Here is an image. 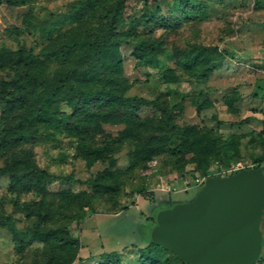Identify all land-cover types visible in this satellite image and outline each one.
<instances>
[{"label":"rangeland","instance_id":"rangeland-1","mask_svg":"<svg viewBox=\"0 0 264 264\" xmlns=\"http://www.w3.org/2000/svg\"><path fill=\"white\" fill-rule=\"evenodd\" d=\"M76 1L0 0V55L19 49L39 59L37 85L23 75L22 87H7L21 99L0 102V264H186L163 248L142 247L163 206L189 200L207 177L264 165V4L127 0L112 20L119 0L72 11ZM159 12L177 21L150 24ZM108 22L120 40L118 69L106 66L86 87L148 102H94L89 111L67 102L53 111L47 102L44 118L31 120L28 107H39L46 85L77 68L76 55L61 61L44 52L75 33L92 37ZM143 37L161 39L156 62L135 57L132 43ZM191 42L215 46L219 65L201 74L204 64H180L178 52ZM14 76L0 66V79ZM38 169L48 176L37 177ZM39 226L61 229L64 240L30 238ZM109 252L115 262L106 260ZM254 264H264V243Z\"/></svg>","mask_w":264,"mask_h":264},{"label":"trees","instance_id":"trees-1","mask_svg":"<svg viewBox=\"0 0 264 264\" xmlns=\"http://www.w3.org/2000/svg\"><path fill=\"white\" fill-rule=\"evenodd\" d=\"M127 3V0H119L118 3L113 7L112 20L114 16L120 14ZM95 0H77L72 4V11H77L79 8H84L87 6H93ZM264 0H254V5H262ZM176 19V18H175ZM175 19H170L169 17L163 15L162 13L152 14L150 18V24H155L156 22H161L162 24H170L172 21H177ZM113 22H108L104 25L99 32L93 33L92 37H81L77 33L73 34L71 37H68L64 41L60 42L54 47L47 49L44 54L47 56L55 57L61 61H67L73 55H76L77 59V68L73 72L63 73L61 72L59 76L51 83L47 84L48 91L45 97L40 98L39 107L36 110H33L31 107H28L29 111L32 110V115L30 119L44 118L45 108L44 104L47 102L53 103V111L58 110L60 104L67 102L74 109L89 107L94 102H112L116 103L119 101H125L127 106L138 107L142 103L148 102L147 99L143 97H122V95L116 91L111 90L110 88L104 87H86L87 82H93L96 78L101 77L104 72V68L107 66L111 69H118V63L120 61V55L118 53V46L120 40L113 36L112 33ZM133 53L136 58H141L148 63H153L158 60V54L162 51V42L160 38L155 37H143L133 43ZM217 48L215 46L205 45L199 42H191L188 46L182 49L181 52H178V62L185 67H194L197 64H204L200 73L205 74L211 71L213 68L217 67L221 62V56L212 58L213 55H218ZM39 63L37 56L33 55L29 51L17 50H7L4 54L0 55V66L5 65L10 67L15 76L13 80H4L0 79V102L8 101L13 102L18 99H21L20 95H12L11 91L7 89L12 83L17 84L19 87H22V77L24 75L26 82L30 83L32 88L36 86L38 80L36 79L33 69ZM23 68V72L21 69ZM106 78L108 74L104 75ZM74 77V80H73ZM110 80H113L115 77H108ZM25 95H23L24 98ZM26 100L29 103H32L28 97ZM165 113L166 123L172 127L176 128V125L171 120L170 110L166 106H162ZM120 108H115L114 112H120ZM14 138L20 136L19 133H14ZM172 140L174 141V147L178 152L182 150L181 148V138L179 135L172 133ZM260 165H255L254 167H259ZM264 171V165H262ZM240 169L234 171L233 173L238 172ZM25 174V173H24ZM37 177L45 179L48 175L42 169H38ZM21 174L20 178L24 184H27V181L23 178ZM43 176V177H41ZM66 181H73L74 178L72 175H65L61 177ZM144 194V193H141ZM175 202H171L168 205L163 207L171 206ZM127 208L126 205L119 207L118 210ZM116 212V211H113ZM155 223V220H154ZM5 224H8L5 222ZM262 230V244L264 243V224L261 226ZM17 235H20L18 230L12 226ZM54 236L59 240H64V234L61 229H51L48 227H34L30 232V238L39 237L41 239H48L49 237ZM66 236V235H65ZM151 247H160L171 254L174 258L181 262L190 264L186 261L181 260L173 251L168 248L158 245L151 241L149 238L148 243H146L142 250L146 251ZM105 258L109 262H115V253L109 252L106 253Z\"/></svg>","mask_w":264,"mask_h":264},{"label":"water","instance_id":"water-1","mask_svg":"<svg viewBox=\"0 0 264 264\" xmlns=\"http://www.w3.org/2000/svg\"><path fill=\"white\" fill-rule=\"evenodd\" d=\"M263 213V168H243L207 177L189 200L159 209L150 239L190 264H254Z\"/></svg>","mask_w":264,"mask_h":264},{"label":"built area","instance_id":"built-area-1","mask_svg":"<svg viewBox=\"0 0 264 264\" xmlns=\"http://www.w3.org/2000/svg\"><path fill=\"white\" fill-rule=\"evenodd\" d=\"M201 182H203V180Z\"/></svg>","mask_w":264,"mask_h":264}]
</instances>
